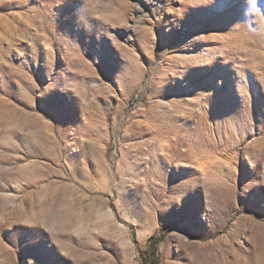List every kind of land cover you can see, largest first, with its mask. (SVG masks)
<instances>
[{"label": "rangeland", "instance_id": "1", "mask_svg": "<svg viewBox=\"0 0 264 264\" xmlns=\"http://www.w3.org/2000/svg\"><path fill=\"white\" fill-rule=\"evenodd\" d=\"M154 261L264 264V0H0V264Z\"/></svg>", "mask_w": 264, "mask_h": 264}, {"label": "trees", "instance_id": "2", "mask_svg": "<svg viewBox=\"0 0 264 264\" xmlns=\"http://www.w3.org/2000/svg\"><path fill=\"white\" fill-rule=\"evenodd\" d=\"M155 240L153 241V243H158L160 241V238H154ZM152 264H157L156 261H154Z\"/></svg>", "mask_w": 264, "mask_h": 264}]
</instances>
